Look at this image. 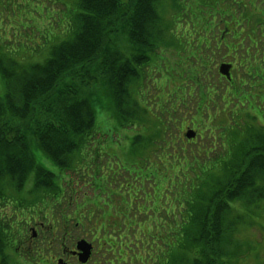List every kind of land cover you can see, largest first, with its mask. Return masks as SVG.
<instances>
[{
  "label": "rangeland",
  "instance_id": "374dc122",
  "mask_svg": "<svg viewBox=\"0 0 264 264\" xmlns=\"http://www.w3.org/2000/svg\"><path fill=\"white\" fill-rule=\"evenodd\" d=\"M75 5L76 0H0L1 103L4 93H10L11 88L15 86L14 83L32 74L31 67L43 63L49 57L50 50L42 52L43 47L53 48L70 41L71 32L67 15ZM159 5L162 13L160 28L169 29L170 34L173 32L177 41L182 46L184 44V50L181 52L177 47L171 48L173 45L168 46L165 51L158 53L156 64L149 76L146 73L148 69H145L143 79L134 84L130 80L128 86V97L131 96L138 103L133 105L144 104L148 110V116L141 114L139 118L143 119L141 123L149 129V137L158 136L157 142L146 148L142 154L129 155L128 148L136 143L134 133H138L141 128L127 130L115 126L117 122L115 115L119 116L120 112L113 113V102L109 99L111 93L102 90V84L96 86L98 83L92 80L95 73L87 72V78L92 80L90 83L95 85L94 92L90 91L88 96L96 102L95 108L98 112L96 128L99 134L92 139L93 142L90 140L89 149L82 152L83 164L77 158H72L75 166L81 165L80 167L86 169L79 170L78 167L72 172H66L63 175L64 179L55 183V188L46 190L45 194H37L31 206L0 204L3 227L5 228L7 222L10 224L19 220L20 223L14 230L21 235L17 242L19 244L23 242L19 245V254L15 255L8 251L13 242L1 241L0 264L10 262L26 264V261L32 264H84L83 262L89 263L90 258L95 264H158L155 262L156 257L161 253L163 257L161 264H169L172 250L164 247L168 244L173 245L174 240L170 241L171 236L166 240V230L173 233L181 231L179 219L182 211L176 209L177 205L182 204L181 196L188 199L189 195L185 196V193L193 192L198 197L201 192L200 183L203 180V184L206 183L210 189L219 187L220 181L224 180L227 187L229 173L224 175L221 168L226 160L222 156L225 150L221 147H228V142L236 144L237 141H243L241 130L245 128V124L250 128L249 133L258 134L264 130V17L262 18L264 0H159ZM212 8L227 9L235 14L236 19L240 18L246 25V35L256 44L260 56L257 63L251 61V66L243 65V62H233L229 83L218 78L217 67L222 63L219 61L223 60V49L220 47V58L214 66L212 77L214 81H219L221 86H225V92L230 93L228 97L233 102L232 106L227 105V95L224 92H222L224 103H220L219 98L198 105L199 100L196 98L198 91L195 90L192 95L194 83L190 82V74L194 55L186 49L187 46H195L196 43H193L195 40L203 42L206 38L216 39L222 26L219 29L218 27L222 22L216 27L218 16L212 19L203 16L206 10L212 12ZM181 11L186 18L181 19L177 15ZM189 20L192 21V30L186 27ZM194 30L199 35H196ZM168 35L164 31V36H167L165 41H169ZM111 36L114 35L106 37L110 48L122 50L124 53L127 49L131 50L127 43L120 44V38ZM48 43H52V46H48ZM250 56L253 57L252 50ZM223 61H229V58ZM92 65L93 62L89 61V68L86 69H93ZM78 68H70L69 71ZM232 83L235 86L229 89L228 85L231 87ZM237 88L240 90L237 93L233 92ZM246 89L251 95L244 91ZM190 96L195 99L188 104L185 103V99ZM57 98L61 96L57 94ZM164 108L176 110L171 120L164 115ZM189 116H192V122ZM6 117L2 116L0 128L6 124H13L7 123L11 118ZM157 118L161 119L159 123H155ZM234 123L239 125L236 126ZM154 126H163L164 132L158 135V129ZM213 129H218L216 134ZM227 129L230 130L229 133L225 132ZM13 131L15 130H9ZM232 131L234 137L230 135ZM187 132L193 137L196 134L192 142L188 141ZM245 132L248 133L247 130ZM142 134L146 136L143 130ZM4 135L3 132L0 133L1 137ZM95 141H101L102 144L96 145ZM126 156L130 159L126 160ZM90 158L96 164L89 163ZM117 159L126 168L128 173H124L128 174V177L125 174L122 176L127 179L131 175L135 178H144L143 175L148 173L150 178L151 173L157 170L155 179L146 178L148 184L153 187L129 191L120 187L119 182L108 187L110 183L101 178H105L103 172L112 162H117ZM138 159L142 161L139 165H134L132 162ZM37 163H42L46 169L56 173L52 161L45 156L37 157ZM206 164L207 172L200 175L198 172L200 166ZM89 166L97 168V177L96 171L94 174L91 170L88 171ZM193 170L198 176L191 173ZM95 184H99L100 188L97 189ZM135 192L146 196L141 199L137 197L135 202L133 199L130 200L131 195L124 196L126 193L135 195ZM12 194L10 192L7 195V202H11L9 197ZM207 197L208 194L204 199ZM248 200L249 204L245 203L249 205L245 218H242L244 206L241 203L235 208L241 211L239 216L237 213H230L231 218L227 216L228 225L234 216L241 220L232 225V234L219 246L220 251L215 253L218 264H264V204L257 201L252 191L248 193ZM48 216L51 217L49 227L46 225L49 221ZM25 223L29 225L25 227ZM138 224L139 232L148 233V236L160 232L158 244L157 241H151L143 245L146 239L138 237L140 235L137 231L138 226L135 227ZM163 240L167 241L164 245ZM184 241V238L180 240L181 243ZM131 246H136L138 256L137 253L133 255L128 252L127 248L131 249ZM63 247L67 254L60 250ZM192 247L191 242H188L186 247L182 246L180 255L184 254L185 257L187 253L186 256H191ZM71 251H74L73 255H76V252L81 254L82 262L72 259ZM132 256L135 259H131ZM212 258L209 257L208 264H212ZM188 262L187 260L186 264Z\"/></svg>",
  "mask_w": 264,
  "mask_h": 264
},
{
  "label": "trees",
  "instance_id": "16d2710c",
  "mask_svg": "<svg viewBox=\"0 0 264 264\" xmlns=\"http://www.w3.org/2000/svg\"><path fill=\"white\" fill-rule=\"evenodd\" d=\"M182 11L177 14L181 19L187 17ZM161 14L159 0H76L75 8L69 10L67 15L71 32L70 41L68 40L66 44L60 42V46L56 45L53 48L43 47L42 52L50 50L49 57L43 63L33 65L32 74L14 83L15 86L11 88L10 93H4L2 103L0 100V120L2 116L5 118L9 116L11 119L7 123H13L0 128V133L5 134L4 137L0 136L2 206L6 204L17 207L31 206L37 194H45L46 190L55 188V183L63 180L66 172H72L81 166H75L73 157L83 164L82 152L89 149L90 142L99 134L96 128L98 118L96 102L88 96V93L94 92L95 89V85L90 83L92 80L98 83L96 86L102 84V90L111 93L109 99L113 102V113L120 112L119 116L115 115L117 121L115 126L127 130L141 128L138 133H134L136 143L128 148L129 155L142 154L146 148L157 142L158 136L149 137V129L141 123L143 119L139 118L141 114L148 116V110L144 104L133 105L137 102L131 96L128 97V86L130 80L133 84L142 80L145 69H148L146 73L149 76V70L155 66L158 53L163 48L173 45L171 48L177 47L178 51H182L183 46L178 43L174 33L170 34L169 29L160 28ZM203 16L207 19L218 16L216 27L220 22L222 24L218 29L222 27L216 39L206 38L203 42L195 40L198 47L187 46L186 50L194 55L190 81L194 83L192 95L195 90L198 91L196 97L199 100L198 105L219 98L220 103H224L222 92L227 97L230 93L225 92V86H221L219 81H214L212 77L214 66L220 58V47L223 49V56L229 53L231 60L239 63L244 62L246 57H251L249 56L251 50L253 53L257 52L256 44L246 35V25L227 9H213L212 12L206 10ZM186 27L193 29L191 20L186 23ZM163 30L169 34V41H165L167 36H164ZM195 33L199 35L197 31ZM111 34L121 39L120 44L127 43L131 50L127 49L124 53L122 50L110 48L106 37ZM166 43L167 45L162 47ZM48 46L51 47L52 43H48ZM89 61L93 62V69L87 70ZM74 67L79 68L70 72V68ZM249 69L251 70V67ZM87 72L95 73L92 80L87 78ZM232 84L231 87L228 85L229 89L235 86ZM239 90L237 88L233 92L237 93ZM244 91L248 92V89ZM57 94L61 98H57ZM248 94L251 95L249 92ZM227 97V105L232 106L233 102ZM204 109L206 110V107ZM166 110L167 108H164V115L171 120L176 110ZM246 116L249 115L246 113ZM160 121L161 119H155V123ZM154 127L158 129V135L164 132L163 126ZM244 127L241 130L243 141H237L236 144L228 142V147H221L225 150L222 156L226 159L221 168L224 175L229 173L228 186L225 187L226 180L220 181V186L214 189L208 188L206 183H200L201 192L198 198L195 200L193 197L190 202H185L187 214L184 218L187 226L182 229V233L179 232L181 239L184 238L185 241L180 242L179 233L172 238L173 245L168 244L172 250L169 264H186L187 260L189 261L187 264H208L209 257H213L212 264H218L215 253L220 251L219 246L232 234V225L241 220L236 219L241 214V211L235 209L236 206L239 203L244 206L242 218H245L249 207L245 204L246 202L249 204V191L255 193L257 201L264 204V132H262L264 130L258 134L249 133L250 128L246 124ZM142 130L146 136L142 134ZM213 130L216 134L218 129ZM230 130L227 129L225 132L229 133ZM95 142L96 145L102 144L101 141ZM44 156L52 161L56 168L53 165L52 167L59 175L46 169L42 163H37V157ZM128 159L130 157L126 156V160ZM92 160L90 158L89 163L93 162ZM117 160L108 165L107 170L103 172L105 178L101 180L108 181L110 183L108 187L116 185L117 182L120 187L129 191L153 187L147 180L151 177L155 179L157 170L151 173L150 178L148 173L143 175L144 178H135L131 175L127 179L122 176L128 173L126 168L119 159ZM141 161L138 159L132 163L139 165ZM205 166L207 164L200 166L198 170L200 175L207 172ZM90 170L93 174L96 171L97 177V168L89 166L88 171ZM193 174L198 176L196 172ZM125 175L128 177V174ZM95 185L97 189L100 188L99 184ZM10 192L13 193L9 197L11 202H7V195ZM187 194L193 196V192H186L185 196ZM129 195L130 200L133 199L134 202L137 197L141 199L146 196L137 192L135 195L124 194L125 197ZM230 213H237L238 216L232 217L228 225L227 216ZM133 221L136 222L135 219ZM15 233L8 225L4 228L0 218V243L3 240L10 243L15 238ZM188 242H191L193 252L191 256H186L185 253V258L180 252L183 250L182 246L186 247ZM210 254L212 256H209ZM161 255L162 253L156 257L160 264L163 261Z\"/></svg>",
  "mask_w": 264,
  "mask_h": 264
},
{
  "label": "flooded vegetation",
  "instance_id": "af4514ba",
  "mask_svg": "<svg viewBox=\"0 0 264 264\" xmlns=\"http://www.w3.org/2000/svg\"><path fill=\"white\" fill-rule=\"evenodd\" d=\"M64 248H65V247L61 248V251H63V252L65 251V253H66V250H65ZM66 254H67V253H66ZM73 254H74V251H71V252H70V256H71V258H72V259H76V261H79V258H80V257H79V254H78L77 252H76V255H73ZM62 255L64 256V254H62ZM56 261H59V260H56ZM90 263H91V264H95L94 261L92 260V258H90L89 263H85V264H90Z\"/></svg>",
  "mask_w": 264,
  "mask_h": 264
},
{
  "label": "water",
  "instance_id": "95a60500",
  "mask_svg": "<svg viewBox=\"0 0 264 264\" xmlns=\"http://www.w3.org/2000/svg\"><path fill=\"white\" fill-rule=\"evenodd\" d=\"M228 69L229 67L227 66H221L219 72L221 73V75L228 77ZM188 138H192L193 136H191L189 133L187 134Z\"/></svg>",
  "mask_w": 264,
  "mask_h": 264
},
{
  "label": "bare ground",
  "instance_id": "6f19581e",
  "mask_svg": "<svg viewBox=\"0 0 264 264\" xmlns=\"http://www.w3.org/2000/svg\"><path fill=\"white\" fill-rule=\"evenodd\" d=\"M204 181V180H203ZM203 181L201 183H203Z\"/></svg>",
  "mask_w": 264,
  "mask_h": 264
}]
</instances>
